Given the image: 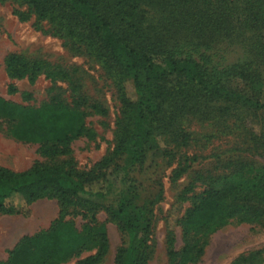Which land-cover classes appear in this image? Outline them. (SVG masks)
<instances>
[{
    "label": "trees",
    "instance_id": "16d2710c",
    "mask_svg": "<svg viewBox=\"0 0 264 264\" xmlns=\"http://www.w3.org/2000/svg\"><path fill=\"white\" fill-rule=\"evenodd\" d=\"M16 1L25 7L13 12L20 22L33 19L37 30L45 23L51 36L100 65L116 91L119 113L111 152L89 170H78L71 145L93 140L86 118L106 111L62 68L18 54L5 57L10 81L34 85L44 78L50 93L66 84L70 96L54 94L37 107L0 97L5 134L37 145L48 161L23 172L0 166V216H26L25 208L42 200L59 207L47 230L22 237L0 264H101L109 241L105 224L97 220L100 213L119 233L113 264H149L161 186L153 178L156 185L147 193L144 177L171 167L189 147L191 123H212L233 109L264 126V0ZM233 41L245 57L224 63L217 44ZM237 79L243 82L238 89L230 86ZM7 92L17 93L13 85ZM22 99L28 103L32 96L25 92ZM243 132V151L264 155V128ZM229 165L224 175L208 178L200 193L190 184L178 196L176 212L184 203L189 207L176 220L179 250L174 226L168 227L167 264H197L218 230L264 218V166ZM185 170L175 169L172 177Z\"/></svg>",
    "mask_w": 264,
    "mask_h": 264
},
{
    "label": "rangeland",
    "instance_id": "374dc122",
    "mask_svg": "<svg viewBox=\"0 0 264 264\" xmlns=\"http://www.w3.org/2000/svg\"><path fill=\"white\" fill-rule=\"evenodd\" d=\"M15 10L24 11L25 7L20 6L16 0H0V97L16 104L37 107L54 94H61L66 100L70 96L66 84L58 85L61 90L55 89L50 93L51 84L44 78H39L34 85H29L26 80L10 81L3 64L9 54L47 62L69 73L80 85V92L106 111L105 116L92 115L86 118L87 126L94 132L93 140L82 138L71 145L70 159L76 168L81 171L89 170L113 148L119 102L111 79L92 58L71 48L66 41L51 36L45 23L39 26L41 30H37L33 19L20 22L13 15ZM262 33L264 36V29ZM217 46L219 54L224 57V63L233 64L245 57L238 42H221ZM242 83L237 79L230 86L238 89ZM10 85L16 89V94H8ZM25 92L32 96L28 103L22 99V93ZM261 125L256 117L252 118L241 110L233 109L216 117L212 123H191L189 133L192 140L189 147L177 157L171 167L144 177L147 193L153 192L149 187L156 185L152 184L153 178L161 186L160 200L154 209L152 255L149 264H167L165 238L169 226H174L175 249L179 250L182 246L181 231L176 220L189 207V203L182 204L179 212H176L175 207L179 205L177 198L185 187L194 184L195 192L200 193L208 178L224 175L228 171L229 163L247 161L264 166V155L259 156V151L257 154L243 151L246 148V135L243 130L259 132L264 128ZM5 130V125L0 124L1 167L23 172L35 162H48L38 155L37 145L19 143L9 138ZM124 164H128V161ZM183 166L186 168L185 172L174 179L173 171ZM117 186L119 185L115 189ZM24 211L26 216H0V262L6 261L7 253L22 237L47 230L57 217L59 207L54 200H42L26 207ZM97 220L105 224L109 241L108 254L101 264H113L115 252L120 246L119 233L115 226L106 223L103 213L98 214ZM75 262L76 260H71L66 264ZM197 264H264V218L256 224L231 222L218 230L209 237L208 245Z\"/></svg>",
    "mask_w": 264,
    "mask_h": 264
}]
</instances>
